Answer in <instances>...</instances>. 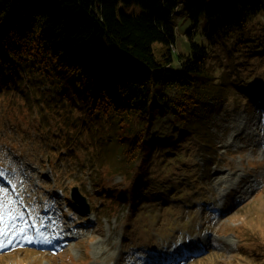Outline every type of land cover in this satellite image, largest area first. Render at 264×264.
<instances>
[{
	"label": "trees",
	"instance_id": "16d2710c",
	"mask_svg": "<svg viewBox=\"0 0 264 264\" xmlns=\"http://www.w3.org/2000/svg\"><path fill=\"white\" fill-rule=\"evenodd\" d=\"M181 3L0 0V105L6 107L12 92L25 102L32 92L39 95L37 104L49 113H42L40 128L33 127L45 131L60 125L45 132L70 156L80 157V149L90 148L96 188L121 175L118 187L123 189L103 192L130 206L128 222L140 206L179 193L186 181L173 173L175 168L191 175V191H200L199 172L186 167L192 160L164 163L168 178L159 177L152 185L154 178L147 174L155 151L168 150L173 156L190 134H198L196 143L212 156L213 137L205 134L206 125L199 126L234 90L229 78H217L212 46L241 51L259 39L251 34L253 26L264 31V0H185L191 47L177 51L174 18ZM22 84L25 89L19 91ZM239 88L245 96L244 86ZM53 106L59 108L50 114ZM60 108L68 109L66 120L72 125L52 120ZM181 156L182 150L175 157ZM106 208L114 211L117 205L109 202Z\"/></svg>",
	"mask_w": 264,
	"mask_h": 264
},
{
	"label": "rangeland",
	"instance_id": "374dc122",
	"mask_svg": "<svg viewBox=\"0 0 264 264\" xmlns=\"http://www.w3.org/2000/svg\"><path fill=\"white\" fill-rule=\"evenodd\" d=\"M181 1L174 18L176 49L187 52L191 47L190 22L186 18L185 0ZM254 27L251 34L259 39L248 42L244 50L212 46L217 78L226 76L234 88L223 102L212 108L210 115L203 116L199 126L206 125L209 129L205 134L213 137L212 156L205 150L206 146L196 143L198 134H190L192 137L184 143L185 147L177 148L173 156L168 150H156L157 158L149 167L147 176H152L151 184L156 185L159 177L168 178L164 163L177 165L176 161L192 160L186 167L199 172L196 185L200 192L190 190L193 185L189 173L175 168L173 173L186 181L178 187V192L187 193L166 194L165 199L140 206L132 222H128L130 206L123 200L113 202L111 196L104 194L107 187L124 188L118 187L121 175L100 187L94 186L91 167L87 168L93 155L88 151L90 148L80 149V157L72 162L73 168L81 164L84 170L79 174L74 170L71 176L60 168V174L51 172L50 162H46L51 151L47 148L39 147L34 141H13L10 127L0 130V163L4 169L0 179L8 184L4 187L0 183V201L5 205L0 227L9 232L5 239L16 237L12 245L0 249V264H12L14 259L19 264H77L78 260H85V264H264V111L248 105L245 99L237 102L238 85L242 81L249 82L259 92L264 91V48L258 47L260 42L264 45V31ZM160 46L156 43L157 49ZM20 89H25L24 84ZM16 94L6 96L3 104L6 107L0 105V113L4 111L26 125L39 127L42 113H49L41 102L37 104L39 95L32 92L33 98L25 102L24 96ZM57 108L49 109L50 114ZM59 110L57 118L52 115V120L72 125L66 120L68 109ZM167 117V122L172 123L173 117ZM59 128L62 127L45 131ZM39 133L36 131L33 137ZM84 135L89 136L87 131ZM181 150L183 156L175 157ZM75 185L86 197L90 211L69 204L68 196ZM150 192H154L152 188ZM201 195L206 199L199 201ZM11 196L16 199L15 204ZM109 202L117 205L114 211L107 210ZM20 229H24L23 235H17ZM25 236L33 242H26ZM45 239L51 243H45ZM25 243L40 250L18 249ZM52 250L55 255L49 253ZM188 251L193 256L184 258ZM198 254L203 255L198 259ZM35 256L40 259L37 263ZM192 257L194 260L189 261Z\"/></svg>",
	"mask_w": 264,
	"mask_h": 264
},
{
	"label": "snow or ice",
	"instance_id": "6c2138e0",
	"mask_svg": "<svg viewBox=\"0 0 264 264\" xmlns=\"http://www.w3.org/2000/svg\"><path fill=\"white\" fill-rule=\"evenodd\" d=\"M4 208H5L4 203L0 201V224H2L4 221ZM8 214L11 215L10 212ZM23 233H24V229H20L17 235H23ZM8 236H9V232L7 231V229L0 227V249L8 248L10 245H12L13 240L16 238L15 236H13L11 239H5ZM24 239L28 243L33 242L31 237L25 236ZM44 242L51 243V241H48L47 239H45Z\"/></svg>",
	"mask_w": 264,
	"mask_h": 264
},
{
	"label": "water",
	"instance_id": "95a60500",
	"mask_svg": "<svg viewBox=\"0 0 264 264\" xmlns=\"http://www.w3.org/2000/svg\"><path fill=\"white\" fill-rule=\"evenodd\" d=\"M73 195L75 199L82 204L83 207L88 208V205L85 202V198L80 194L78 187H75L73 189Z\"/></svg>",
	"mask_w": 264,
	"mask_h": 264
}]
</instances>
